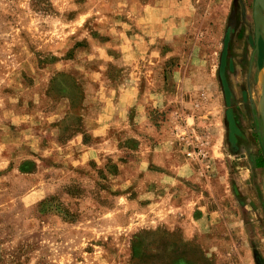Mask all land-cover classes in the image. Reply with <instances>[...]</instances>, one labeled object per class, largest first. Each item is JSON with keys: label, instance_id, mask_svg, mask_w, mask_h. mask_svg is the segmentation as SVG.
I'll use <instances>...</instances> for the list:
<instances>
[{"label": "rangeland", "instance_id": "rangeland-1", "mask_svg": "<svg viewBox=\"0 0 264 264\" xmlns=\"http://www.w3.org/2000/svg\"><path fill=\"white\" fill-rule=\"evenodd\" d=\"M48 2L0 0V264H131L141 232L138 264H264L254 0ZM129 85L126 128L92 138ZM188 137L208 143L203 173ZM184 164L216 211L186 244L149 234L172 229L139 181Z\"/></svg>", "mask_w": 264, "mask_h": 264}, {"label": "crops", "instance_id": "crops-1", "mask_svg": "<svg viewBox=\"0 0 264 264\" xmlns=\"http://www.w3.org/2000/svg\"><path fill=\"white\" fill-rule=\"evenodd\" d=\"M135 99L136 94L129 85V87H126V89L122 91L121 100L120 103H118V107L123 108L120 109L121 113L119 116L112 123L110 119H108L107 122H104L103 119L92 121L89 128L91 137L96 139L101 138L105 130L110 127L122 128L124 125V128H126L125 124H128L126 110L132 107V103H135ZM73 140L77 147H87L82 143L81 133H74L66 142L69 143ZM93 149L94 148L91 147V150ZM84 155L87 156L88 152L84 151L82 156ZM179 168L180 170L176 172L174 177L168 176L162 171H160L161 173L158 171V173H155V180H147L148 175L146 173L142 174L139 181L146 183V186H150L151 190L159 195L153 197L150 195L152 194V192L150 193L151 190L146 189L143 191L144 196H141V199L150 200V202L146 203V207L151 209L152 212H155V214L160 212L162 215L160 220L167 225L168 229H172L171 231H173L176 225L179 226L184 241H190L197 233H202L208 226L212 225V223H208V217L214 215L216 211H211L212 209L208 206L206 201L207 191L211 193L210 183L212 182L211 179L208 181L202 180V178L193 171H191L193 173L185 172L184 170L188 171V165L184 164ZM168 194H170V199H174L172 205L166 204L165 202ZM152 199L154 201H152ZM193 216H195V218Z\"/></svg>", "mask_w": 264, "mask_h": 264}, {"label": "trees", "instance_id": "trees-1", "mask_svg": "<svg viewBox=\"0 0 264 264\" xmlns=\"http://www.w3.org/2000/svg\"><path fill=\"white\" fill-rule=\"evenodd\" d=\"M30 1H31L32 6L35 9H38L40 12L47 13L50 10V4H49L48 0H30ZM78 132L79 131H76L75 133H78ZM79 133H81V132H79ZM83 143L85 144V141H83ZM143 233H145V232H141L138 235L134 236L133 240L131 242V252H132L131 261H130L131 264H138V259H136L134 256V247H135L134 243L139 242V239L143 236ZM149 234L152 235L154 238H155V236H161V234H164L167 237L176 238L177 240H179V242H181L183 244L188 243V242L183 240L181 234L179 235L177 232H174V231L168 232L164 229L163 230L158 229L156 231L149 232ZM174 264H175V262H174Z\"/></svg>", "mask_w": 264, "mask_h": 264}, {"label": "bare ground", "instance_id": "bare-ground-1", "mask_svg": "<svg viewBox=\"0 0 264 264\" xmlns=\"http://www.w3.org/2000/svg\"><path fill=\"white\" fill-rule=\"evenodd\" d=\"M258 12H257V21L259 25L262 27V36L264 40V0H258ZM257 91H258V99L256 102V110L257 113L262 120L264 125V57L262 68L257 77Z\"/></svg>", "mask_w": 264, "mask_h": 264}, {"label": "built area", "instance_id": "built-area-1", "mask_svg": "<svg viewBox=\"0 0 264 264\" xmlns=\"http://www.w3.org/2000/svg\"><path fill=\"white\" fill-rule=\"evenodd\" d=\"M192 139L193 138L190 137L187 139V146L191 147L187 152V156L194 158L199 162L203 173V171L209 169L208 143H201L199 146H194Z\"/></svg>", "mask_w": 264, "mask_h": 264}, {"label": "water", "instance_id": "water-1", "mask_svg": "<svg viewBox=\"0 0 264 264\" xmlns=\"http://www.w3.org/2000/svg\"><path fill=\"white\" fill-rule=\"evenodd\" d=\"M258 6H259L258 0H254V3H253V17H254V24H255V36H256V39H258V37H259V26H260L258 21H257ZM262 196H263V202H264V177H263V180H262Z\"/></svg>", "mask_w": 264, "mask_h": 264}]
</instances>
